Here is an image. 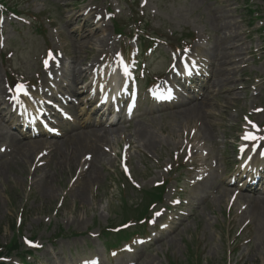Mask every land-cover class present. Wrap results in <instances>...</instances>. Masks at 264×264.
<instances>
[{
    "label": "rangeland",
    "instance_id": "374dc122",
    "mask_svg": "<svg viewBox=\"0 0 264 264\" xmlns=\"http://www.w3.org/2000/svg\"><path fill=\"white\" fill-rule=\"evenodd\" d=\"M4 1L9 6L13 1L18 3L17 11L37 14L41 17L40 21L45 24H42V29L39 25L35 27L33 22L17 23L10 21L7 15L5 16L3 35L8 39L7 48L14 50L10 62L14 68H18L28 75L38 69L36 57L43 53L45 46L52 43L55 47H64L66 54L69 55L65 68V75L71 86L69 88L80 94L81 89L77 84L81 79L74 83L72 70L74 68L75 70L78 68L84 70L85 63L88 62L86 59L96 57L102 49V42H105L107 38H109L108 48L117 45L115 43L118 38L111 35V24L92 33L94 25L91 24V20L86 21L87 16L82 11L84 4L80 0ZM99 1L106 4L105 0ZM107 1L110 3L114 0ZM121 7L123 8L121 17L131 16L129 8L132 12H139V14L143 10L144 17L149 22L147 27L153 29L157 34L165 35L170 43H178V38L193 29L209 33L210 40L206 53L212 62L213 75L211 74L210 78L214 79L216 68H224L225 83L221 88L211 86L209 97L213 100L212 107L208 108L211 115L209 122L211 124L213 122L220 123L218 124L219 128H216L220 138L222 132L228 129L229 124L238 123L239 126L241 114L251 108L253 102H256L255 105H264V85L258 87L261 90L260 95L251 96L250 93V84L253 83L254 78L261 77L260 84L264 80V57L258 59L254 52L257 44H259L257 46H264V30H256L264 22V19L256 17L254 24L250 26L252 18L249 11L255 9L254 16L264 15V4L260 1L146 0V5L141 7L139 0H136L132 7L128 1H123ZM82 14L83 16H81ZM47 18H50V21ZM49 22L52 23L49 24ZM87 33L90 34V39L86 48L81 46V41L85 39L84 36ZM57 34H60L61 37L57 38ZM163 50H165L164 47ZM160 54L162 56L160 59H154V68H159L162 65L164 59L162 50ZM74 55H76V63L73 59ZM219 57H223L222 59L226 61L222 64ZM5 76L0 65V86L2 88ZM209 84L211 85V81ZM215 94L218 97L213 96ZM238 96L243 97L235 105L234 99ZM143 109L144 106L139 109V112ZM174 109L161 111L159 115L155 114L152 117L143 116L134 120L129 127H121L118 133L116 131L114 135L109 136L108 138L114 137L112 141L101 143H120L121 133L130 136L133 144L131 166L142 190H148L152 181L159 179L160 172L156 170L154 163L147 156L142 155L139 148L142 145H147L143 142L145 141L144 137L137 136V129L142 125L155 136L157 141L162 140L161 145L159 142L158 146L154 149L149 148V151L151 154L154 153L157 158L163 157L164 163L167 152L173 146L175 136L172 135V131H176L183 124V121L173 115L174 112L171 114ZM83 110L80 108L78 111L81 113ZM88 117L89 114L82 115V122L90 120ZM9 120L10 117L4 114L3 122L7 123ZM186 120H190V117ZM0 133L5 134L2 126H0ZM200 134L211 144L215 141L209 134L203 132ZM169 138L171 139L167 148L164 143ZM21 141L23 143L31 142ZM29 144L33 146L32 149L30 150L25 143L24 148H29V151L22 156L19 154L13 157L15 152L10 153L11 148H8L4 154H0V164L4 163L5 165L0 171V247H3V251L6 253L5 245L13 237H16L19 250L23 251L25 247L22 244L21 236L25 235L40 239L44 243L43 249L35 254L39 262L62 263L79 255L102 254V244L109 236L89 238L86 232L88 230L102 231L107 226H115L124 222L125 217L129 215H131L130 218L134 217L130 210L140 209L143 206V201L140 202V194L126 188L123 195L127 209L124 210L122 206L124 201H122L118 189L120 180L116 178L117 172L113 173L106 168V166L114 168L115 162L109 156H105L103 160L101 159L100 165L96 163L99 171L98 179L91 182L88 191L82 198L78 197L75 191L80 189L83 184L78 186L73 184L72 187L69 182L76 161L70 165L71 171L67 169V171L61 172L59 169H53L54 161L50 160L48 167L44 166L37 173L31 174L29 167L39 149L34 144ZM4 145L5 143L0 142V151L1 146ZM221 147L222 145L217 143L214 150L217 151ZM225 149L228 152L227 146ZM80 157L81 155H79ZM53 173L55 176L50 182L53 186L52 193L43 196L35 181L44 174L52 175ZM203 192H206L205 188L188 190V196L191 195L194 198L193 203L198 204L193 209V216L181 220L174 230L164 235L162 239L155 241L152 246L142 250L139 253L140 256H132L135 259L139 258V264H169L170 260L173 261V264H180L191 256V249L202 259L203 264H224L228 261L226 248L229 240L227 235L232 227L233 231L238 225L233 226L228 223V219L222 213L223 208L221 209L217 204L218 197L210 198V205L200 204ZM62 195L65 197L63 204L56 212L59 207L58 201ZM214 208L217 210L216 212H214ZM21 211L23 222L18 226L15 219L17 213ZM247 235L249 234L245 236ZM251 241L249 245L236 251L230 264H264V231ZM15 255L13 252L10 256ZM116 261L118 258L111 263L114 264Z\"/></svg>",
    "mask_w": 264,
    "mask_h": 264
},
{
    "label": "bare ground",
    "instance_id": "6f19581e",
    "mask_svg": "<svg viewBox=\"0 0 264 264\" xmlns=\"http://www.w3.org/2000/svg\"><path fill=\"white\" fill-rule=\"evenodd\" d=\"M84 40L81 41L82 46L87 47V43L89 42L90 39V34H86L84 36ZM223 58V57H222ZM81 73V72H80ZM219 71L216 72V83L217 84H224V80L219 78L218 76ZM0 93H2L0 89ZM199 108L197 106H193L192 109L190 110L193 112H200L199 110H202L206 102L204 101V98L199 100ZM182 110H179L181 112ZM108 130L105 128H100V130H97L95 128L88 127L85 130H78L73 134L67 135L63 140L59 142V144H56L54 149L52 150V153L54 155H57V158L55 157V167L58 168L60 171H63L69 167L73 161L75 160L76 156L83 150L85 149L87 145L84 144V140L90 139L91 140V145L89 152H92L94 157H93V162H92V170L88 173L86 176V181L85 183L88 184L89 180H95L96 179V168L94 162H97L101 156H103V152L99 149L97 146V142L101 140L106 139ZM139 135L142 137H147L149 141V145L155 146L157 142H155V137L152 135H148L145 129L139 130ZM89 142V141H86ZM155 142V143H154ZM14 143V142H13ZM23 147H17V154H23ZM29 150H27L28 152ZM1 168V166H0ZM51 176H44L42 179H40L39 183L36 185H40V190L43 195H50L52 192V186L49 183V180L51 179ZM78 197H83L87 190L86 186H83L82 188L78 189L75 191ZM73 191V193L75 194ZM251 205L253 209H257L259 207H262V211L259 212L260 217L264 218V199H254L251 202ZM264 227V220L263 223H259V229L262 230Z\"/></svg>",
    "mask_w": 264,
    "mask_h": 264
},
{
    "label": "snow or ice",
    "instance_id": "6c2138e0",
    "mask_svg": "<svg viewBox=\"0 0 264 264\" xmlns=\"http://www.w3.org/2000/svg\"><path fill=\"white\" fill-rule=\"evenodd\" d=\"M18 90L21 91V92L24 91V86L23 85H20L19 88H18ZM244 139H246V140L247 139L254 140V139H256V137L255 136H252V135H249V134H246L245 137H244ZM157 215H159V213H157Z\"/></svg>",
    "mask_w": 264,
    "mask_h": 264
}]
</instances>
